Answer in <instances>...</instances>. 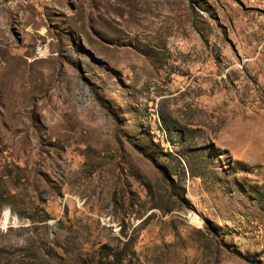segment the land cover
Wrapping results in <instances>:
<instances>
[{
    "label": "rangeland",
    "instance_id": "1",
    "mask_svg": "<svg viewBox=\"0 0 264 264\" xmlns=\"http://www.w3.org/2000/svg\"><path fill=\"white\" fill-rule=\"evenodd\" d=\"M0 0V264H264V0Z\"/></svg>",
    "mask_w": 264,
    "mask_h": 264
},
{
    "label": "built area",
    "instance_id": "2",
    "mask_svg": "<svg viewBox=\"0 0 264 264\" xmlns=\"http://www.w3.org/2000/svg\"><path fill=\"white\" fill-rule=\"evenodd\" d=\"M40 1H42L43 3H48L51 0H40ZM17 2H19V0H8L7 3H6V5L7 6H10V5L11 6H14V5H16Z\"/></svg>",
    "mask_w": 264,
    "mask_h": 264
}]
</instances>
